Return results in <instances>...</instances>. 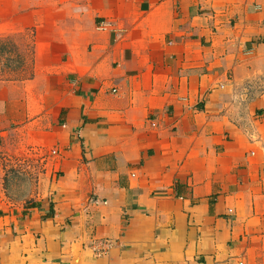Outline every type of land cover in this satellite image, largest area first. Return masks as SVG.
I'll list each match as a JSON object with an SVG mask.
<instances>
[{
	"label": "crops",
	"instance_id": "0c3cea01",
	"mask_svg": "<svg viewBox=\"0 0 264 264\" xmlns=\"http://www.w3.org/2000/svg\"><path fill=\"white\" fill-rule=\"evenodd\" d=\"M14 9L0 162L49 183L18 207L0 165V264H264V0Z\"/></svg>",
	"mask_w": 264,
	"mask_h": 264
},
{
	"label": "rangeland",
	"instance_id": "374dc122",
	"mask_svg": "<svg viewBox=\"0 0 264 264\" xmlns=\"http://www.w3.org/2000/svg\"><path fill=\"white\" fill-rule=\"evenodd\" d=\"M5 0L3 3L0 0V7L3 6L0 16L4 13L9 12V15H12L14 12L15 16H10V19L17 17V9H14L17 5L23 6L27 9L34 5V0ZM25 40L27 44L22 46L23 38L10 35L7 37L0 38V66L4 65L3 73L7 70L11 76H4L0 74L1 78H14L21 79L24 75L25 78L31 76L33 72V54L35 53V46L31 43L32 33L25 35ZM19 40V44H18ZM24 49V50H23ZM25 61V69H23V62ZM25 73V74H24ZM1 169L4 171L2 175V189L4 194L15 201L18 204V207H25L29 205L30 202L34 201L40 193L43 194L45 187L48 186L49 177L46 174V171L43 168V165L39 162L34 164V161L30 159L26 160L25 163H18L17 161H3L0 162ZM26 201V204L23 202Z\"/></svg>",
	"mask_w": 264,
	"mask_h": 264
}]
</instances>
